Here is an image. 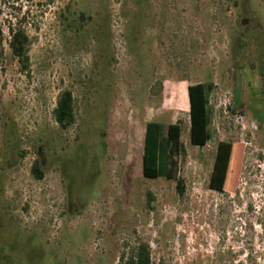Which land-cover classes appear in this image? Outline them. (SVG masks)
Listing matches in <instances>:
<instances>
[{"label": "rangeland", "instance_id": "1", "mask_svg": "<svg viewBox=\"0 0 264 264\" xmlns=\"http://www.w3.org/2000/svg\"><path fill=\"white\" fill-rule=\"evenodd\" d=\"M263 62L264 0H0V264H120L139 244L151 264H264ZM210 82L199 148L187 87ZM64 91L67 130L53 117ZM149 122L178 124L184 147L153 180ZM221 141L234 150L219 193Z\"/></svg>", "mask_w": 264, "mask_h": 264}, {"label": "trees", "instance_id": "2", "mask_svg": "<svg viewBox=\"0 0 264 264\" xmlns=\"http://www.w3.org/2000/svg\"><path fill=\"white\" fill-rule=\"evenodd\" d=\"M18 2L19 0H15ZM11 40L9 46L13 55L21 61L27 62L28 37L20 29L10 30ZM256 50L261 56L262 50L257 45ZM264 69V62L261 64ZM261 69V73H262ZM263 74V73H262ZM213 83H196L187 87L189 102V141L192 146L204 147L211 139L210 112L208 98L212 92ZM55 123L62 129L67 130L76 122L72 93L62 92L53 110ZM180 127L178 124L169 125L165 134L162 126L158 123L149 122L145 125L143 137V153L141 157L142 176L147 179H157L169 176L176 165L177 157L184 156V147L179 141ZM233 147L229 142H218L215 157L209 178V188L222 193L227 185L230 165L233 157ZM168 165V171H167ZM33 176L40 180L42 172L35 164L31 169ZM181 180L177 182V191L182 193ZM3 248L0 245V259L3 258ZM121 258L120 264H151L150 250L148 245L139 244L133 253L125 261Z\"/></svg>", "mask_w": 264, "mask_h": 264}, {"label": "water", "instance_id": "3", "mask_svg": "<svg viewBox=\"0 0 264 264\" xmlns=\"http://www.w3.org/2000/svg\"><path fill=\"white\" fill-rule=\"evenodd\" d=\"M80 21H83V16H82V15L80 16ZM245 22H246V20L243 19V20L241 21V24L244 25Z\"/></svg>", "mask_w": 264, "mask_h": 264}]
</instances>
